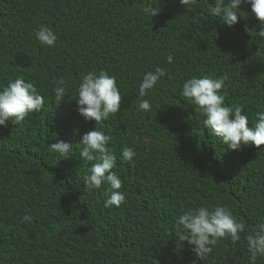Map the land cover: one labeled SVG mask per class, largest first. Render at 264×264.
Listing matches in <instances>:
<instances>
[{"label":"trees","instance_id":"16d2710c","mask_svg":"<svg viewBox=\"0 0 264 264\" xmlns=\"http://www.w3.org/2000/svg\"><path fill=\"white\" fill-rule=\"evenodd\" d=\"M148 4L160 14L145 15ZM214 6L215 0L187 8L179 0H0V92L23 79L45 101L22 124L0 127V264H251L245 237L264 223V147L231 151L205 128L182 88L193 78L226 75L225 106L242 107L254 126L264 112V39L257 35L264 26L243 4L239 23L229 28L209 14ZM40 26L57 37L54 47L36 39ZM157 67L173 79L161 78L144 97L151 110L140 111L139 86ZM100 71L115 78L122 104L96 125L75 102L81 77ZM65 77L67 94L57 105L54 82ZM96 128L112 138L107 147L125 196L119 208L105 206L110 186L83 184L91 164L79 144ZM61 141L73 147L67 156L50 149ZM124 147L135 152L131 164L122 159ZM202 207H224L246 225L236 244L221 240L206 261L187 243L177 251L176 241L179 218ZM26 215L31 222L21 223Z\"/></svg>","mask_w":264,"mask_h":264},{"label":"clouds","instance_id":"9594fccd","mask_svg":"<svg viewBox=\"0 0 264 264\" xmlns=\"http://www.w3.org/2000/svg\"><path fill=\"white\" fill-rule=\"evenodd\" d=\"M180 4L187 8L196 4V0H179ZM243 4L250 5L251 14L264 26V0H215V6L209 9V14L221 17L223 25L229 28L239 23L240 9ZM145 15L156 17L161 11L154 9L151 4L141 9ZM248 32V28L244 29ZM258 37L264 39V27L257 31ZM36 39L41 45L54 47L57 37L47 27L40 26L35 33ZM243 61V60H242ZM167 62L171 64L173 57L168 56ZM239 65L238 67H242ZM171 80L173 77L157 67L154 72H148L143 76L139 86V110L150 111V104L144 97L154 89L161 78ZM227 76L214 78H193L184 83L182 96L191 101L205 117L204 126L209 132L220 138L224 145L236 152L241 146L254 145L257 149L264 147V112H260L254 126H249L248 117L240 106H225L226 97L221 94L225 86ZM67 78H60L54 83L55 102L61 105L67 94ZM43 96L37 93L32 83H26L23 79L9 82L0 92V127H7L8 122L14 126L20 125L30 115L42 111L44 107ZM78 113L86 121H94L96 125L107 121L110 116L120 112L122 96L114 77L106 71L90 72L81 77L80 86L77 89ZM111 137L102 131L94 130L82 137L81 159L91 164L89 174L84 177L85 189H100L104 184L111 188L110 198L106 201V207L119 208L125 203V196L121 193L122 182L114 174L113 169L117 165V159L107 147ZM50 149L61 156L73 149L72 145L63 141L53 144ZM135 158L133 149L124 147L122 159L131 164ZM31 216L21 218V223H30ZM178 224L182 231L178 230L177 251L181 250L184 243L193 246V251L199 260L206 261L213 248L221 241L230 238L233 244L240 240V234L246 230L243 221L238 222L232 213L224 207L213 209L199 208L186 212ZM246 241L251 264H255L257 257H264V223L247 229Z\"/></svg>","mask_w":264,"mask_h":264}]
</instances>
